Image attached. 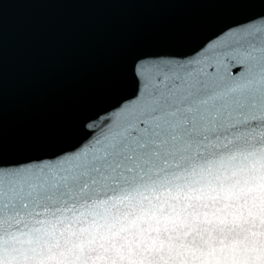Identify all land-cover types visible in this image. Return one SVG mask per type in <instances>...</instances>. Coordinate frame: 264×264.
I'll use <instances>...</instances> for the list:
<instances>
[{
	"label": "snow or ice",
	"instance_id": "6c2138e0",
	"mask_svg": "<svg viewBox=\"0 0 264 264\" xmlns=\"http://www.w3.org/2000/svg\"><path fill=\"white\" fill-rule=\"evenodd\" d=\"M132 76L71 147L0 158V264H264V15Z\"/></svg>",
	"mask_w": 264,
	"mask_h": 264
},
{
	"label": "water",
	"instance_id": "95a60500",
	"mask_svg": "<svg viewBox=\"0 0 264 264\" xmlns=\"http://www.w3.org/2000/svg\"><path fill=\"white\" fill-rule=\"evenodd\" d=\"M261 15L264 0L5 3L0 158L27 160L71 147L87 134L89 116L135 92L137 56L190 52L226 25ZM149 195L178 199L180 193Z\"/></svg>",
	"mask_w": 264,
	"mask_h": 264
}]
</instances>
